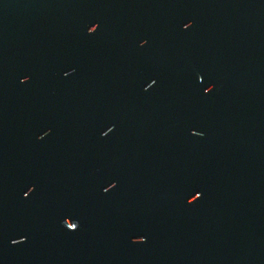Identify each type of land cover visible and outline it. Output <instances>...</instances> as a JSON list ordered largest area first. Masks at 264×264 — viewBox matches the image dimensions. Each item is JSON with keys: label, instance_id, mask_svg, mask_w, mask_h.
I'll list each match as a JSON object with an SVG mask.
<instances>
[{"label": "water", "instance_id": "obj_1", "mask_svg": "<svg viewBox=\"0 0 264 264\" xmlns=\"http://www.w3.org/2000/svg\"><path fill=\"white\" fill-rule=\"evenodd\" d=\"M0 264H264V0H0Z\"/></svg>", "mask_w": 264, "mask_h": 264}]
</instances>
